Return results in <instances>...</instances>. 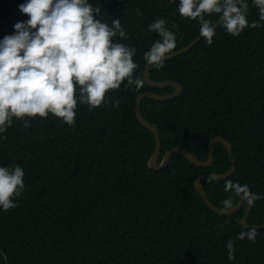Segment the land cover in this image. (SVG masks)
Listing matches in <instances>:
<instances>
[{"label":"trees","instance_id":"obj_1","mask_svg":"<svg viewBox=\"0 0 264 264\" xmlns=\"http://www.w3.org/2000/svg\"><path fill=\"white\" fill-rule=\"evenodd\" d=\"M22 2L0 0V38L27 19L17 8ZM89 2L102 22L119 18L127 39H113L135 49V72L143 81V53L159 38L147 30L149 23L165 20L176 35L173 52L199 37L198 22L178 14L177 0ZM247 18L249 23L258 18L250 0ZM150 75L183 87L174 100L141 103L144 118L161 137L160 161L177 147L207 161L210 142L226 139L236 163L226 180L260 194L248 223L263 225L264 27H246L238 37L219 27L211 44L203 39L161 69L150 67ZM147 92L166 95L175 88L144 82L137 90L122 82L106 93L107 103L78 104L71 126L49 114L26 118L28 127L14 119L0 134V166H21L25 185L16 206L0 212V264L3 256L6 264H264V229H256L255 242L236 239L246 230L241 225L246 202L235 215L220 216L195 189L199 176L229 171L222 144L216 145L210 168L195 166L180 153L163 170L149 168L155 139L136 116L137 98ZM224 182L202 181L218 208L229 194ZM238 201L233 196V207ZM229 239L235 244L232 261L225 247Z\"/></svg>","mask_w":264,"mask_h":264},{"label":"clouds","instance_id":"obj_2","mask_svg":"<svg viewBox=\"0 0 264 264\" xmlns=\"http://www.w3.org/2000/svg\"><path fill=\"white\" fill-rule=\"evenodd\" d=\"M171 2V0H170ZM258 11L257 20L249 23V0H177L181 17L196 20L199 36L211 44L218 24L232 37L247 28L264 27V0H250ZM18 11L27 16L13 25V33L0 38V134L13 121L24 127L33 117L49 114L68 126L75 122L78 104L90 108L107 103L106 93L121 87L140 89L144 83L135 70V49L114 41L127 39L119 18L111 24L97 18L99 9L89 0H23ZM215 15L216 19L207 17ZM174 27V26H173ZM159 37L143 59L157 70L176 47V35L164 19H155L147 26ZM114 101L112 107L118 106ZM4 137L0 135V139ZM24 170L19 165L0 166V212L16 206L15 198L24 190ZM213 174L209 180H215ZM222 211L233 210V196L252 206L260 194L247 184L225 180ZM255 242L256 229L248 228L236 239ZM227 259H234V241H226ZM5 261L7 257L3 256Z\"/></svg>","mask_w":264,"mask_h":264},{"label":"water","instance_id":"obj_3","mask_svg":"<svg viewBox=\"0 0 264 264\" xmlns=\"http://www.w3.org/2000/svg\"><path fill=\"white\" fill-rule=\"evenodd\" d=\"M219 27L220 26L217 24L216 30ZM203 39H204L203 37L199 36L194 41H192L190 44H188L186 47L182 48L179 51H175V52L169 54L164 62L171 60L173 58H177V57L181 56L182 54L190 51L195 45H197ZM144 82L148 86H150L152 88H157V89H166L169 87L175 88V92L172 94H166L165 95V94H159V93H155V92H147V93L140 94L137 98V108H136L137 120L144 128H146L147 130H149L153 133L154 139H155V150H154V153L148 162L149 168L151 170H154V171H160V170L167 168L171 162V159L173 158L174 154H176V153H180L183 156H185V158L187 160H189L195 166L203 167V168H210L214 165V162H215L216 145L222 144L229 153L230 162H231V166H230L229 171L226 173H222V174L209 173V174H203V175L199 176L195 182V189L200 194V196L202 197V199L204 200L206 205L209 207V209L212 212L216 213L217 215L233 216L236 213H238L242 209L243 205L245 204L244 201L239 200L237 202V204L233 207V210H229L227 212L222 211L221 210L222 208H218L209 200L208 194L202 186V181L209 179L210 175L214 174L217 177L216 180H226L229 177H231V175H233V173L236 170V163L234 160V153H233L232 145L226 139H224L222 137H216L209 144V147H208L209 158L207 161H201L200 159H198V157H196L194 154H192L188 149L183 148V147H177V148H173V149L168 150L165 153L164 158L160 161L161 150H162L161 137H160L159 132L156 130V128L144 118V116L142 114L141 103L145 98L156 100V101H161V102L174 100L182 94L183 87L180 85V83L175 82V81H154V80H152L151 75H150V66H147L145 71H144ZM255 202H256V200L253 202L252 206H247L246 211L244 213V216L241 220V225L246 229L253 228V227L257 230L264 229V224L263 225H249V223H248V220H249L251 212L254 208Z\"/></svg>","mask_w":264,"mask_h":264}]
</instances>
